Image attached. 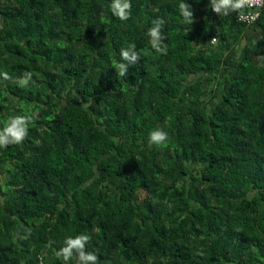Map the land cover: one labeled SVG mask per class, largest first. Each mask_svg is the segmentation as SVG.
Here are the masks:
<instances>
[{
	"label": "trees",
	"instance_id": "16d2710c",
	"mask_svg": "<svg viewBox=\"0 0 264 264\" xmlns=\"http://www.w3.org/2000/svg\"><path fill=\"white\" fill-rule=\"evenodd\" d=\"M130 2L121 21L113 0H0V130L31 117L0 147V264H65L79 234L97 264H264V3L246 24L210 0ZM227 70L211 89L192 78Z\"/></svg>",
	"mask_w": 264,
	"mask_h": 264
},
{
	"label": "clouds",
	"instance_id": "9594fccd",
	"mask_svg": "<svg viewBox=\"0 0 264 264\" xmlns=\"http://www.w3.org/2000/svg\"><path fill=\"white\" fill-rule=\"evenodd\" d=\"M212 11L216 14L227 16L229 12L242 10L250 0H210ZM113 15L118 17L121 21L127 20L131 16V2L130 0H113L110 5ZM180 14L186 23H193V10L188 3L179 4ZM243 18V17H241ZM164 20L158 19L154 21L152 27L148 29V36L150 37V44L157 53L167 54V47L163 44L166 39L162 32ZM212 43H216V38H212ZM135 44H132L127 49H121L120 55L123 61L127 63H114V67L118 70L119 77H125L128 73V67L135 65L140 60V54L135 50ZM4 79L10 80L12 77L7 73H0ZM31 72H25L18 80L20 87L27 88L29 83H35L32 79ZM31 123V117L14 116L9 117L7 123L0 130V147H7L8 145H20L28 137V127ZM150 143L157 146H166L168 142V133L163 130H154L149 134ZM91 240L87 234H79L73 237H67L64 241V246L56 253L58 257H62L65 264L71 260L74 255L77 258V264H97L98 256L94 252L85 250L86 244Z\"/></svg>",
	"mask_w": 264,
	"mask_h": 264
},
{
	"label": "built area",
	"instance_id": "2783aa9c",
	"mask_svg": "<svg viewBox=\"0 0 264 264\" xmlns=\"http://www.w3.org/2000/svg\"><path fill=\"white\" fill-rule=\"evenodd\" d=\"M263 3L264 0H250L249 4H246L242 10L237 12V19L246 24L254 23L260 15V9Z\"/></svg>",
	"mask_w": 264,
	"mask_h": 264
},
{
	"label": "rangeland",
	"instance_id": "374dc122",
	"mask_svg": "<svg viewBox=\"0 0 264 264\" xmlns=\"http://www.w3.org/2000/svg\"><path fill=\"white\" fill-rule=\"evenodd\" d=\"M257 56V55H256ZM255 56V60H257V62H262L263 59L261 57H259V59H257L258 57ZM229 70L227 71H218V72H212V73H203V74H199L197 76H192V78H197L199 77L200 79L203 80V86L206 87L208 85V88L211 89L215 86L216 82L218 79H222L225 73H228ZM212 78V80H210V78ZM215 77V79H214Z\"/></svg>",
	"mask_w": 264,
	"mask_h": 264
},
{
	"label": "crops",
	"instance_id": "0c3cea01",
	"mask_svg": "<svg viewBox=\"0 0 264 264\" xmlns=\"http://www.w3.org/2000/svg\"><path fill=\"white\" fill-rule=\"evenodd\" d=\"M257 34H258V30H256L255 32H251L250 35H249V38H248L249 40L247 39V43H246L245 40H243L240 43V45L238 46L239 54L244 52V45H246V44L250 45V43L252 44L255 41ZM256 55H257L256 57H258L257 59H259V57H261L263 59V62H264V50L261 51L260 53L256 54ZM256 62H257V60H256Z\"/></svg>",
	"mask_w": 264,
	"mask_h": 264
}]
</instances>
